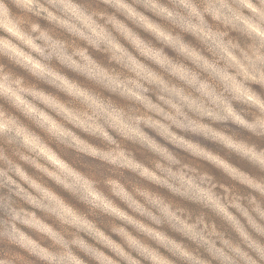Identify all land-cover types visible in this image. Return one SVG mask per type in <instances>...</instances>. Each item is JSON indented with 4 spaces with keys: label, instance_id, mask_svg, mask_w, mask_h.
I'll return each instance as SVG.
<instances>
[{
    "label": "clouds",
    "instance_id": "obj_1",
    "mask_svg": "<svg viewBox=\"0 0 264 264\" xmlns=\"http://www.w3.org/2000/svg\"><path fill=\"white\" fill-rule=\"evenodd\" d=\"M0 264H264V0H0Z\"/></svg>",
    "mask_w": 264,
    "mask_h": 264
}]
</instances>
